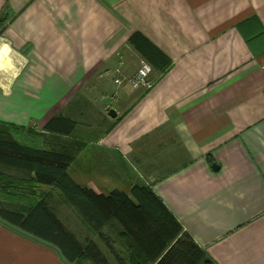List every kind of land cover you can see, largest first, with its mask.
<instances>
[{
  "label": "crops",
  "instance_id": "0c3cea01",
  "mask_svg": "<svg viewBox=\"0 0 264 264\" xmlns=\"http://www.w3.org/2000/svg\"><path fill=\"white\" fill-rule=\"evenodd\" d=\"M136 31L171 60L148 89L128 82ZM0 37L21 64L0 78L14 140L57 136L75 183L148 185L214 264H264V0H0ZM53 116L75 121L69 136L42 129ZM33 191L109 264L148 263L116 220L97 231L55 186L0 166L5 207L25 212ZM0 264L93 263L0 221Z\"/></svg>",
  "mask_w": 264,
  "mask_h": 264
},
{
  "label": "trees",
  "instance_id": "16d2710c",
  "mask_svg": "<svg viewBox=\"0 0 264 264\" xmlns=\"http://www.w3.org/2000/svg\"><path fill=\"white\" fill-rule=\"evenodd\" d=\"M128 41L152 68L164 72L170 65L171 60L140 32L131 34ZM74 126L69 118L53 116L42 129L69 136ZM9 129L13 131L11 125L0 122V166L31 173L37 187L55 186L93 229L116 220L147 264H214L150 186L134 184L129 193L116 189L97 193L69 175L71 153L16 141ZM32 196L25 212L5 207L0 199V221L54 247L68 263L86 256L93 264H109L96 243L82 246L36 191ZM117 263L127 264L120 259Z\"/></svg>",
  "mask_w": 264,
  "mask_h": 264
},
{
  "label": "rangeland",
  "instance_id": "374dc122",
  "mask_svg": "<svg viewBox=\"0 0 264 264\" xmlns=\"http://www.w3.org/2000/svg\"><path fill=\"white\" fill-rule=\"evenodd\" d=\"M4 44H6V42L4 41V39H2L1 37H0V47L2 46V45H4ZM9 52H10V55H11V60H13V62H14V64L13 65H10L9 66V64H8V60L7 61H3V64L0 66V78L1 77H4V76H7L10 72H12V71H14L15 69H16V71H18L19 70V68H21V64H20V61L18 60L19 58V56H18V54H16V57L14 56V53H15V51L14 50H12V49H10L9 50ZM19 61V62H18ZM151 74H152V71H151V73L149 74V78H150V80H152L151 79ZM79 101V99H75V102H78ZM87 116H85V117H82V118H86ZM34 124H33V122H32V124H31V126H33ZM87 132V131H86ZM85 132V133H86ZM60 138L59 137H57V136H54V135H50V134H48V136L45 138V144L43 145V144H41V142H39V143H34V144H36V145H39V144H41V146L43 147V148H45V149H56L55 147H52L53 145H54V143H55V141H57V140H59ZM68 173H69V175L71 176V170H68Z\"/></svg>",
  "mask_w": 264,
  "mask_h": 264
},
{
  "label": "built area",
  "instance_id": "2783aa9c",
  "mask_svg": "<svg viewBox=\"0 0 264 264\" xmlns=\"http://www.w3.org/2000/svg\"><path fill=\"white\" fill-rule=\"evenodd\" d=\"M260 66L264 69V62H262ZM151 71V65L147 61L142 60L136 73L128 79V82L132 87H142L144 89H148L152 85V80L149 78ZM115 82L120 83V79L116 78Z\"/></svg>",
  "mask_w": 264,
  "mask_h": 264
},
{
  "label": "bare ground",
  "instance_id": "6f19581e",
  "mask_svg": "<svg viewBox=\"0 0 264 264\" xmlns=\"http://www.w3.org/2000/svg\"><path fill=\"white\" fill-rule=\"evenodd\" d=\"M7 55V48L5 46L0 47V66L3 64L4 58Z\"/></svg>",
  "mask_w": 264,
  "mask_h": 264
},
{
  "label": "water",
  "instance_id": "95a60500",
  "mask_svg": "<svg viewBox=\"0 0 264 264\" xmlns=\"http://www.w3.org/2000/svg\"><path fill=\"white\" fill-rule=\"evenodd\" d=\"M109 115L112 116V117H114L116 115V112L113 109H110L109 110ZM212 167L214 169H216L217 168V164L216 163H212Z\"/></svg>",
  "mask_w": 264,
  "mask_h": 264
}]
</instances>
